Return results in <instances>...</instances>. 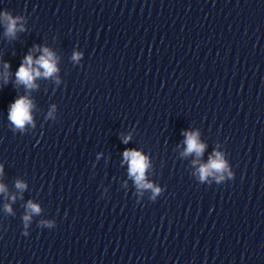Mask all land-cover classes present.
Segmentation results:
<instances>
[{"label":"clouds","instance_id":"clouds-1","mask_svg":"<svg viewBox=\"0 0 264 264\" xmlns=\"http://www.w3.org/2000/svg\"><path fill=\"white\" fill-rule=\"evenodd\" d=\"M3 20L6 22V34L10 36H14L17 30H23V26L17 28V23L20 20V17H13L9 12L5 11L4 13H0ZM43 55L36 61H33V57L31 54L27 55L24 58L23 63H21L19 69L16 72V81L17 83L24 84L27 88L34 87L33 81L35 77L43 74L44 76H51L54 72L57 71L55 62L53 59V54L49 52L47 48L43 49ZM79 54H74L73 59L79 60ZM39 66L44 71L41 73L39 68L33 67V64ZM5 69L9 68V65L5 64ZM5 82L8 79V72L5 71L3 74ZM32 108V102L26 97L21 96L16 99L9 108L8 119L16 126V128L23 130L26 123H30L32 121V116L30 115V109ZM186 154L195 152L198 156L203 152L205 145L198 142V134L197 133H186ZM130 137H126L124 142L127 143ZM124 157L127 161H129V173L135 178V182L138 188L143 189H152L153 196L155 199L156 195L160 194L161 189L158 187H154L153 184L145 181V170L148 167L147 158L143 156L140 152L136 150H126L124 152ZM228 172L229 177H231L232 173L228 170V166L226 161L223 158V155L220 152H216L214 154V158H210V161L207 165H202L199 168L200 180L203 182L210 175L217 174L216 180L217 182L224 179L223 173ZM18 188H23L24 185L20 182H17ZM4 191L3 185H0V192ZM6 211L11 212V208L9 206H5ZM29 214H26L23 219L25 224L30 220L32 213H39L40 208L38 205L33 204L29 201L28 205Z\"/></svg>","mask_w":264,"mask_h":264}]
</instances>
